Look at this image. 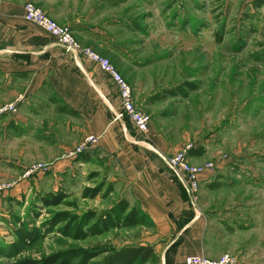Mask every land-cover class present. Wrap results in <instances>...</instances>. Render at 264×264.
Segmentation results:
<instances>
[{"label":"rangeland","instance_id":"1","mask_svg":"<svg viewBox=\"0 0 264 264\" xmlns=\"http://www.w3.org/2000/svg\"><path fill=\"white\" fill-rule=\"evenodd\" d=\"M121 14L134 19L132 32L122 38L129 51L122 64L75 39L110 59L155 131L179 145L168 156L179 155L192 144L191 153L195 151L196 156L187 157L192 166L220 162L226 156L234 170H246L253 161L263 175L264 0H127ZM105 76L107 87L118 98L116 85ZM134 90L137 95L160 92L142 108ZM7 95L0 90V109L17 99ZM52 104L56 106L33 110L36 113L23 106L15 113L0 114V185L5 187L0 191V247L15 239L13 230L19 222L40 228L44 235L24 254L32 258L70 248L101 253L140 245L152 236L151 227L113 229L85 240L64 236L60 232L64 223L49 229L48 222L59 211L101 212L115 200L106 157L71 171L74 160L66 155L83 140L74 129L81 122L79 116L71 119L59 114L57 101ZM120 107L119 99L114 112ZM107 111L111 123L116 121L114 113ZM194 158L203 162L196 163ZM39 164L47 168L35 171ZM90 189L100 192L85 197ZM50 193H63L66 198L58 206L45 207L41 197ZM199 199L200 191L196 203ZM157 256L146 264H165ZM0 264H12V260L0 257Z\"/></svg>","mask_w":264,"mask_h":264},{"label":"crops","instance_id":"2","mask_svg":"<svg viewBox=\"0 0 264 264\" xmlns=\"http://www.w3.org/2000/svg\"><path fill=\"white\" fill-rule=\"evenodd\" d=\"M126 1L0 0V74L4 76L0 90L9 97H22L17 106L35 113L56 106L51 103L57 101L59 114L79 116L81 124L74 129L80 139L99 137L97 146L70 162L71 171L106 157L115 197L108 209L121 200L136 208L147 221L144 225L152 228V236L140 245H152L165 264H186L191 255L218 259L224 254L239 264H264V174L252 166L254 162L246 165V171L220 161L201 177L199 203L193 204L163 159L179 145L164 139L152 122L147 135L129 120L111 123L107 110L115 113L119 97L107 87L105 74L24 19L25 4L34 2L69 27L79 42L120 59V65L129 53L122 38L132 32L134 20L121 14ZM159 92L137 95L134 90L142 108ZM190 155L196 156L195 151Z\"/></svg>","mask_w":264,"mask_h":264},{"label":"trees","instance_id":"3","mask_svg":"<svg viewBox=\"0 0 264 264\" xmlns=\"http://www.w3.org/2000/svg\"><path fill=\"white\" fill-rule=\"evenodd\" d=\"M89 191V190H88ZM84 196L96 197L100 189H90ZM66 195L50 193L41 197L45 207L58 206L63 203ZM146 219L136 209H130L129 203L121 200L105 211H89L74 213L73 211H59L49 221V229L64 223L60 232L75 240H85L90 235L119 229L132 228L146 223ZM48 229V228H47ZM15 239L6 247H0V257L12 260V264H146L158 258L152 245H129L120 249H106L103 255L98 252H86L79 248L51 253L42 258H32L24 254L44 236L40 228L30 227L25 222H19L14 230ZM101 256L95 261L96 257Z\"/></svg>","mask_w":264,"mask_h":264},{"label":"built area","instance_id":"4","mask_svg":"<svg viewBox=\"0 0 264 264\" xmlns=\"http://www.w3.org/2000/svg\"><path fill=\"white\" fill-rule=\"evenodd\" d=\"M24 19L28 22L37 24L45 29L56 42L62 46L66 52L72 54L75 58L83 57L93 63L104 74H106L118 89V95L120 99L121 107L114 113L115 120L121 121L124 118H128L133 124L134 128L142 135L149 134L150 129V117L143 111H141L134 102L133 92L129 84L125 81L120 72H118L110 59L95 52L89 47H83L75 39L71 29L67 26L60 25L57 21L52 19L47 13L39 8L34 2H27L24 6ZM17 98L14 102L6 104L0 109V114L11 112L15 113L18 110ZM99 143V137L96 135H88L83 138L79 146L71 149L66 155L69 159H75L81 154L97 146ZM195 149L192 144H187L183 153L176 156H164L163 159L170 169V171L176 176L178 182L183 189L187 192L190 201L193 204H197L198 193L201 187V177L216 169L219 162H210L204 166H192L188 163L187 157L191 151ZM226 161L227 157L224 156L220 161ZM47 165L39 164L34 167L35 171L40 169H46ZM5 187L0 185V191ZM186 264H239L237 260L230 254H224L218 259H211L200 255H191L185 258Z\"/></svg>","mask_w":264,"mask_h":264}]
</instances>
